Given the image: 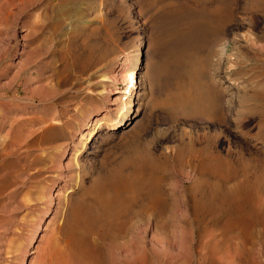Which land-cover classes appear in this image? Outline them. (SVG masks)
<instances>
[{
	"label": "rangeland",
	"instance_id": "374dc122",
	"mask_svg": "<svg viewBox=\"0 0 264 264\" xmlns=\"http://www.w3.org/2000/svg\"><path fill=\"white\" fill-rule=\"evenodd\" d=\"M148 2L151 1L0 0V154L5 153V160L13 161L6 170L13 174V181L0 191V264H28L37 254L36 245L44 244L52 230L63 226L80 187L91 183L92 174L101 169V161L119 160L135 132L151 144L154 155L165 153L173 157L175 147L190 135L196 143L208 136L221 149L230 146L245 157L264 156V144L255 139L264 131V101L254 107L247 97L239 101L225 94L219 119L200 116L195 111L183 115L182 106L174 101L175 95L181 86L189 97L195 91L178 65L169 60H165L166 64L161 62L168 52L155 49L153 36L158 31L154 29V33L153 27L157 28L158 23L153 21ZM74 3L78 6L77 17L68 11ZM233 17L223 33V39L231 41L229 53L234 57L241 54L240 60L233 59L237 83L231 91L250 97V87H242L252 78L246 70L261 66L258 74L264 82V61L255 64L254 60L242 57L255 55L254 48L246 44L247 39L264 40V18L238 8ZM72 38L76 39L77 53H86L85 45L92 42L99 51L106 49L108 55L87 70L77 66L65 69L71 60L68 52ZM228 62L222 61L220 75L227 73ZM119 67L125 71H118ZM105 73L112 75L113 80L107 81L109 86L102 90L103 86L96 81ZM139 79L142 88L135 90L144 93L136 97L132 89ZM213 83L218 89L228 85L220 80ZM130 98L134 104L127 114L123 104ZM108 108L113 109L108 112ZM95 116L99 118L98 124L91 137L84 138ZM113 119L127 122L108 130ZM262 136L264 139V132ZM162 165V187L176 209L174 218L166 219V239L171 240L161 236L164 227L154 219L128 217L119 239L106 245L108 264L208 262L200 260L196 250L198 230L191 236V208L186 209L184 201L194 190L195 174L187 167L181 169L173 160ZM68 176L70 182L64 180ZM259 198L264 208V196ZM176 220L184 224L179 247L173 239ZM22 247L26 248L24 255ZM7 250L14 251L16 257L12 258ZM256 251L264 264V236Z\"/></svg>",
	"mask_w": 264,
	"mask_h": 264
},
{
	"label": "bare ground",
	"instance_id": "6f19581e",
	"mask_svg": "<svg viewBox=\"0 0 264 264\" xmlns=\"http://www.w3.org/2000/svg\"><path fill=\"white\" fill-rule=\"evenodd\" d=\"M150 1L147 3L148 9L152 10L155 24L158 23L155 26L157 28L153 27V32L154 29L158 31L157 36H153L155 40L152 39L157 46L155 49H158L157 51L165 49L168 52L167 56L161 58V62L166 64L165 60H169L174 62L175 66L178 65L182 75L189 78L195 91V95L189 97L184 93L186 88L181 86L175 99L171 96L177 105L182 106L183 115L195 111L200 116L209 115L210 118L219 119L221 99L225 94L229 95L230 99L235 96L239 101L247 97L253 101L254 107L264 101V82L258 74L262 67L258 65L250 66L246 70L252 78L242 87L243 89L250 87V97L245 93L234 95L231 91L237 83V78L233 76L237 65L233 59H238L241 54L234 57L229 53L231 41L223 39L225 27L233 20L237 8L243 13L259 14L264 18V0ZM77 9L76 3L68 7L70 14H74L75 17L79 14ZM75 40L72 38L70 42L71 48L68 53L71 60L68 58L70 61L67 60L68 65L65 63V69H74L77 66L81 70H87L102 63L108 55L105 48L99 51L97 45L92 42L85 45L86 53L82 51L77 53ZM246 44L254 48L255 55L253 58L241 57L249 61L254 60L255 64L263 62L264 40L258 42L247 39ZM225 60H229V65L225 69L227 73L220 75V72H223L221 64ZM122 68L119 67L118 71H125ZM112 80V75L105 73L96 82H100L102 90H105L109 86L107 81ZM141 80L139 79L138 85L132 89V94L136 97L143 92L135 90L142 88ZM215 80L228 85L218 89L213 83ZM133 104L131 98L123 104L127 114L132 111ZM112 109L108 108L107 111ZM104 117L105 114L102 118ZM98 121L97 116L93 117L92 128H88L83 134L84 138L91 137ZM126 122L122 119H113L107 125V129H118ZM136 122L137 119L134 124ZM263 132L261 130L255 138L262 145ZM187 136V139H183L175 147L173 157H170L165 153L154 155L150 150L151 144L139 138L138 132H135L130 142L126 143L125 152L119 160L101 161V169L92 174L91 183L87 187L81 186L77 199L70 204L69 214L65 220L63 219L64 224L63 221L61 223L63 226L60 225L62 227H58L56 231L52 230L44 244L36 245L37 254L28 264H108L106 245L119 239L128 217L154 219L157 225L159 223L164 227L161 236L166 239L169 236L166 219L168 216L174 218L173 215L176 213L173 201L168 198L162 187L164 172L162 164L168 160H173L181 169L186 170V167L188 170L191 169L195 174L194 190L184 198V201L186 209L191 208L189 212V226L193 229L189 230L191 236L196 229L198 230L197 239H194L199 242L196 250L200 252V260L203 262L207 260L209 264H262L256 254L259 250L257 248L256 251V246L264 236V208L259 200L260 196H264V156L245 157L230 146L221 149L215 139L208 136H203L198 143L195 138ZM0 156L2 191L1 189L8 187L13 181V174L6 171L13 161L5 160V153H1ZM192 163L193 168L190 165ZM66 178L64 180L71 181V176ZM173 225L175 227L173 239H176L178 246L184 224L176 220ZM169 238L166 241H170ZM21 252L24 255L26 248L22 247ZM6 253L11 254L12 258L16 257L14 251L7 250Z\"/></svg>",
	"mask_w": 264,
	"mask_h": 264
}]
</instances>
